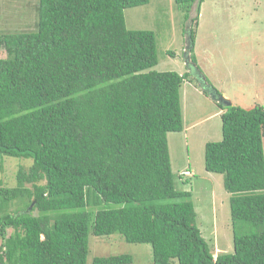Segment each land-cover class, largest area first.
Here are the masks:
<instances>
[{
  "label": "trees",
  "instance_id": "16d2710c",
  "mask_svg": "<svg viewBox=\"0 0 264 264\" xmlns=\"http://www.w3.org/2000/svg\"><path fill=\"white\" fill-rule=\"evenodd\" d=\"M174 1L192 22L196 63L204 0ZM148 2L39 0L35 29L0 35V159L33 160L16 186L0 180V264H87L91 233L149 243L154 264H264V105L217 103L222 139L206 143L205 169L224 175L234 249L215 256L169 149V133L185 128L181 87L194 66L152 69L155 33L125 19Z\"/></svg>",
  "mask_w": 264,
  "mask_h": 264
},
{
  "label": "rangeland",
  "instance_id": "374dc122",
  "mask_svg": "<svg viewBox=\"0 0 264 264\" xmlns=\"http://www.w3.org/2000/svg\"><path fill=\"white\" fill-rule=\"evenodd\" d=\"M38 2L0 0V35L35 29ZM191 16H197L196 5ZM125 19L129 29L155 33L159 61L152 69L181 74L189 71L185 48L192 22L185 19V11L174 0H149L126 8ZM193 48L197 69L194 67L181 87L185 128L169 133V149L176 186L193 191L197 224L216 256L232 252L234 247L230 195L224 187V175L205 169L206 143L222 139L218 101L209 92L220 90L235 105L245 108L264 105V0H204ZM0 57H6L4 49ZM32 161L13 156L0 159L4 186H16L18 171L28 168ZM186 168L194 172L186 171L187 176L193 175L184 177L187 182L183 183L179 173ZM19 207L14 202L11 210ZM119 254L132 255L133 261L125 264H154L149 243L127 242L118 233L90 234L87 264H94L95 257Z\"/></svg>",
  "mask_w": 264,
  "mask_h": 264
},
{
  "label": "water",
  "instance_id": "95a60500",
  "mask_svg": "<svg viewBox=\"0 0 264 264\" xmlns=\"http://www.w3.org/2000/svg\"><path fill=\"white\" fill-rule=\"evenodd\" d=\"M192 47V41H191V38H190V35L189 33H187V46L185 48V53H186V56H185V60H186V64L188 66H194L196 69H197V66L194 65L193 62H191L190 58H189V52H190V49ZM201 78H203V80L205 81V78L203 77V75H200ZM203 81V82H204ZM211 96L218 102L222 103L223 105L225 106H230L232 105V102L229 98H227L224 94H218L216 90L212 89L210 92ZM34 206V202L29 206V208L27 209V212H29Z\"/></svg>",
  "mask_w": 264,
  "mask_h": 264
},
{
  "label": "crops",
  "instance_id": "0c3cea01",
  "mask_svg": "<svg viewBox=\"0 0 264 264\" xmlns=\"http://www.w3.org/2000/svg\"><path fill=\"white\" fill-rule=\"evenodd\" d=\"M220 91V90H219ZM221 92V91H220ZM222 93V92H221ZM222 94H224L227 98H229L230 100H231V102L234 104V102L232 101V99H231V97H229V95H227L226 93H222ZM217 107H218V113H219V115H221V113L224 111L223 109H221L220 107H219V105H217Z\"/></svg>",
  "mask_w": 264,
  "mask_h": 264
}]
</instances>
